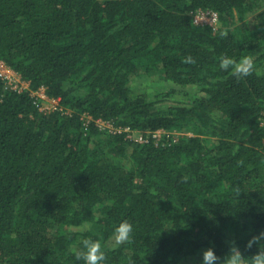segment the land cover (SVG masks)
Instances as JSON below:
<instances>
[{
    "label": "trees",
    "instance_id": "obj_1",
    "mask_svg": "<svg viewBox=\"0 0 264 264\" xmlns=\"http://www.w3.org/2000/svg\"><path fill=\"white\" fill-rule=\"evenodd\" d=\"M198 10L218 27L196 25ZM244 56L247 77L219 67ZM0 60L29 84L0 80V264H83L85 237L105 264L257 251L245 244L264 231V0H0ZM153 70L155 91L134 90ZM40 88L62 111H39ZM96 120L176 138L136 143ZM124 220L132 238L114 246Z\"/></svg>",
    "mask_w": 264,
    "mask_h": 264
},
{
    "label": "clouds",
    "instance_id": "obj_2",
    "mask_svg": "<svg viewBox=\"0 0 264 264\" xmlns=\"http://www.w3.org/2000/svg\"><path fill=\"white\" fill-rule=\"evenodd\" d=\"M188 62H192L191 57ZM219 67L230 71L237 79L247 77L255 71L254 58L251 56H244L239 61L225 57L220 61ZM132 233L133 225L127 220L121 221L112 232L114 246L130 242ZM79 245L80 247L72 250L75 261H82L83 264H105L107 257L100 240L85 237L79 241ZM253 246L257 251L251 256H245L240 247L231 242L223 258L218 257L212 248H208L202 252L200 264H264V231L253 235L245 244L248 249Z\"/></svg>",
    "mask_w": 264,
    "mask_h": 264
},
{
    "label": "built area",
    "instance_id": "obj_3",
    "mask_svg": "<svg viewBox=\"0 0 264 264\" xmlns=\"http://www.w3.org/2000/svg\"><path fill=\"white\" fill-rule=\"evenodd\" d=\"M194 23L199 26H210L212 29H216L218 27V17L217 14L211 11L198 10L193 17ZM0 80L4 83L5 88L14 91L17 93H21L23 91L28 90L29 84L23 81L20 76L14 72L11 68H9L3 61L0 60ZM31 97H33L34 104L38 107L41 112H60L62 108L59 104V99L49 98L46 96L45 90L40 88L34 92H31ZM48 102L49 106H44V103ZM82 120L84 125H87L88 122L91 121V118L87 115L82 116ZM97 130L99 132L108 134V135H121L124 134V138L133 141L136 143H146L148 139H154L155 141L161 140H172L170 134L163 130H158L153 133L147 134H138L134 133L129 128H121L115 127L112 123L96 120L94 122ZM264 126V122L261 123ZM175 140V139H173Z\"/></svg>",
    "mask_w": 264,
    "mask_h": 264
},
{
    "label": "rangeland",
    "instance_id": "obj_4",
    "mask_svg": "<svg viewBox=\"0 0 264 264\" xmlns=\"http://www.w3.org/2000/svg\"><path fill=\"white\" fill-rule=\"evenodd\" d=\"M159 80V73L156 70H153L149 73H144L139 75L137 78L133 79L132 86L134 90H141L143 89L145 93H152L155 91V88L157 87ZM190 94H194L193 90H189ZM181 96H176L174 100H180ZM174 100L167 99L166 101L169 103H173ZM50 104L48 102L44 103V106H49Z\"/></svg>",
    "mask_w": 264,
    "mask_h": 264
}]
</instances>
